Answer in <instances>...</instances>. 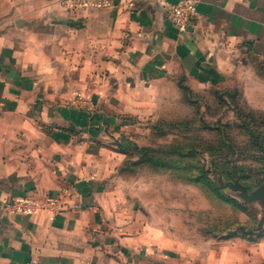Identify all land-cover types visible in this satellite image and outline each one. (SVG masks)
I'll use <instances>...</instances> for the list:
<instances>
[{"label":"crops","instance_id":"crops-1","mask_svg":"<svg viewBox=\"0 0 264 264\" xmlns=\"http://www.w3.org/2000/svg\"><path fill=\"white\" fill-rule=\"evenodd\" d=\"M6 1L14 9L0 32V264L161 259L166 240L152 248L102 127L139 113L167 80L199 87L241 55L264 57V0H192L186 31L166 13L183 0ZM57 196L55 210L4 208ZM242 250L221 264H264V237Z\"/></svg>","mask_w":264,"mask_h":264},{"label":"rangeland","instance_id":"rangeland-1","mask_svg":"<svg viewBox=\"0 0 264 264\" xmlns=\"http://www.w3.org/2000/svg\"><path fill=\"white\" fill-rule=\"evenodd\" d=\"M13 9L0 0V32ZM241 56L214 82L189 91L161 83L163 95L146 98L139 113L118 114L102 127L152 248L166 240L151 264H221L226 254L238 260L264 237L261 202H246L230 187L264 185V57Z\"/></svg>","mask_w":264,"mask_h":264},{"label":"built area","instance_id":"built-area-1","mask_svg":"<svg viewBox=\"0 0 264 264\" xmlns=\"http://www.w3.org/2000/svg\"><path fill=\"white\" fill-rule=\"evenodd\" d=\"M158 4H163V0H150ZM81 5L109 6L111 0H77ZM166 5V4H164ZM166 13L168 19L180 30L186 31L196 14V4L192 0H183L176 4H167ZM61 196L49 197L45 202H40L30 198H16L4 203V208L13 212L30 214L40 209L55 210L60 203Z\"/></svg>","mask_w":264,"mask_h":264},{"label":"water","instance_id":"water-1","mask_svg":"<svg viewBox=\"0 0 264 264\" xmlns=\"http://www.w3.org/2000/svg\"><path fill=\"white\" fill-rule=\"evenodd\" d=\"M232 190L238 192L239 196L246 202L260 201L263 207V215L260 220V224L264 223V185L260 186L257 190L249 192L247 187L239 183L238 181L231 183Z\"/></svg>","mask_w":264,"mask_h":264},{"label":"trees","instance_id":"trees-1","mask_svg":"<svg viewBox=\"0 0 264 264\" xmlns=\"http://www.w3.org/2000/svg\"><path fill=\"white\" fill-rule=\"evenodd\" d=\"M180 87L183 89V90H185V91H189V87H187V86H185V85H183V84H181L180 83ZM136 150H138V151H143L144 153H143V155H142V158H144V157H146L147 156V152H148V149L147 148H137Z\"/></svg>","mask_w":264,"mask_h":264}]
</instances>
